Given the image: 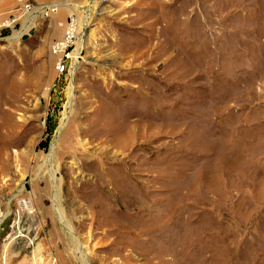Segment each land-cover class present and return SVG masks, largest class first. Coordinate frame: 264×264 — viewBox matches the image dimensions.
Returning a JSON list of instances; mask_svg holds the SVG:
<instances>
[{"label": "rangeland", "instance_id": "374dc122", "mask_svg": "<svg viewBox=\"0 0 264 264\" xmlns=\"http://www.w3.org/2000/svg\"><path fill=\"white\" fill-rule=\"evenodd\" d=\"M53 1L0 0V264H264V0Z\"/></svg>", "mask_w": 264, "mask_h": 264}, {"label": "built area", "instance_id": "2783aa9c", "mask_svg": "<svg viewBox=\"0 0 264 264\" xmlns=\"http://www.w3.org/2000/svg\"><path fill=\"white\" fill-rule=\"evenodd\" d=\"M22 7L24 11H27L31 8L30 5L27 3L23 4ZM9 21H11V19H9ZM9 21L7 20L5 22L8 23ZM75 21L76 20L74 19L73 16H68L62 36L59 39H56L50 46L51 52L56 55V61L54 63L55 69H58V70L60 69L59 65L63 61L62 59L63 55H65V57L68 56L67 53H65V46L67 43H69L70 33L74 29L73 27L75 25Z\"/></svg>", "mask_w": 264, "mask_h": 264}, {"label": "crops", "instance_id": "0c3cea01", "mask_svg": "<svg viewBox=\"0 0 264 264\" xmlns=\"http://www.w3.org/2000/svg\"><path fill=\"white\" fill-rule=\"evenodd\" d=\"M50 2H54L53 0H32V3L36 6H41L44 3H50Z\"/></svg>", "mask_w": 264, "mask_h": 264}, {"label": "bare ground", "instance_id": "6f19581e", "mask_svg": "<svg viewBox=\"0 0 264 264\" xmlns=\"http://www.w3.org/2000/svg\"><path fill=\"white\" fill-rule=\"evenodd\" d=\"M77 46V45H76ZM76 49V48H75ZM74 57V56H73ZM76 57V56H75ZM39 251L33 254L34 262L36 261V257H38ZM82 262V261H81Z\"/></svg>", "mask_w": 264, "mask_h": 264}]
</instances>
